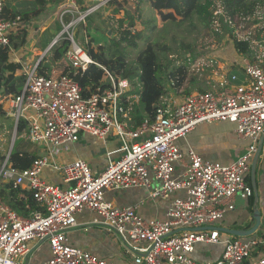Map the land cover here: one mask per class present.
Wrapping results in <instances>:
<instances>
[{
  "label": "built area",
  "instance_id": "1",
  "mask_svg": "<svg viewBox=\"0 0 264 264\" xmlns=\"http://www.w3.org/2000/svg\"><path fill=\"white\" fill-rule=\"evenodd\" d=\"M110 1L50 0L47 5H55L53 17L70 41L64 60L73 76L39 75L40 60L21 65L25 82L18 94L9 95L12 113L7 115L14 121V136L19 122L24 124L23 135L44 154L18 169L9 164V152L0 165V181L27 191L41 209L22 217L0 200V264H19L41 243L47 244L49 252L42 264H115L69 242L67 233L78 226L77 215L82 212L90 215L87 225L117 237L132 264H264V239L224 238L217 225L234 210L237 197L252 196L246 177L264 132V3L247 16L229 17L225 0H211L212 30L219 31L225 23L234 30L237 42L248 44L247 54L224 36L234 49L232 57L220 56L227 62L224 67L219 54L203 55L190 70L206 80L209 90L178 100L161 97L154 116L131 128V117L122 107L138 102V95L131 94V80L93 61L72 35L75 26ZM89 3L94 4L88 7ZM3 9L0 0V46L7 47L9 35L22 23L19 15L6 19ZM127 28L132 31L129 25L123 30ZM258 32L260 41L255 38ZM10 52L15 51L10 48ZM91 65L104 72L102 83L107 86L84 97L75 79ZM234 68L242 72L241 80ZM216 122L233 124L236 135L248 141L246 151L227 166L204 160L178 144L196 126ZM81 135L98 141L113 137L118 143L98 174L86 161L56 160ZM114 154L118 157L110 159ZM45 170L60 175L64 186L46 181ZM130 189H143L153 203L169 200L165 220L144 218L139 203L116 206L106 198L108 192ZM204 245L220 246L218 259L195 260L194 252Z\"/></svg>",
  "mask_w": 264,
  "mask_h": 264
},
{
  "label": "trees",
  "instance_id": "2",
  "mask_svg": "<svg viewBox=\"0 0 264 264\" xmlns=\"http://www.w3.org/2000/svg\"><path fill=\"white\" fill-rule=\"evenodd\" d=\"M49 1L50 0H32V10L27 13L13 12L4 4L3 14L6 19H13L15 16L19 15L21 17V23H24L31 18H36L43 14L47 9L46 7ZM136 1V4H139L140 0ZM149 1L152 11L156 12L162 21L183 22L195 17L207 27V34H209L210 37L222 38L228 36L234 40L233 42L236 50L247 54L248 44L237 42L234 30L230 29L225 23L219 31L215 32L212 30L210 23L211 0ZM224 2L227 15L233 17L235 15L247 16L251 14L255 6L264 3V0H225ZM110 3H116V0H111ZM177 18H179V21ZM128 22L130 27L134 26L133 18H130ZM121 25L122 21L120 20L119 30L122 28ZM120 35L121 37L117 41L113 38L110 39L111 43L107 49L98 46L97 53L90 47V44L95 41L92 39L87 45L86 50L93 61L104 67L107 71L120 78H129L131 80L134 87L131 94L138 95V102L132 105L125 103L122 104V107L131 117L130 126L134 128L144 119H150L154 116L155 105L161 97L168 96L171 91L172 93L175 91L174 95H178L176 90L183 87L190 76V71L188 69L190 62L195 61L200 54L189 51L188 57L184 55L181 63H179L180 59L178 58H181V56L176 57L177 62L175 60L176 58L170 59L169 61L167 57V64L163 67L160 63L156 46L148 44L138 53L135 63L129 65L125 63L121 51L118 49H124L121 47L122 43H126L131 47H136V41L141 39V33L132 34L128 29H124L120 31ZM26 38L27 30L21 28L9 35V46H0V97L18 94L25 82V76L17 75L22 69L21 64L11 59L10 48L15 50L23 47L26 44ZM255 38L259 41L262 40L260 32L256 34ZM16 40H19V43H16ZM95 42L99 43L98 40ZM69 46L70 41L66 36L57 46H52L51 49H49V55H45L47 57L46 61L44 57L39 62L37 67L38 74L46 77L50 76V70H45L46 68L43 66L44 62H48L50 66L57 65L61 67L60 73L53 76L65 74L73 76L74 71L68 67V64L64 60L65 52ZM103 78L104 72L97 66L91 65L75 80L79 84L83 96L88 97L91 93H94L97 88H106L107 85L102 83ZM194 89L198 92H204L209 90L210 87L200 86V84L195 87L193 83H191L188 87H184L182 93L183 95H188ZM23 129L24 124L19 122L17 133H22ZM35 159V155L12 150L8 162L12 167L24 169L29 167ZM3 160L4 157L0 156V163H2ZM0 200L22 217H29L32 212L41 209V207L33 201L31 195L27 191L2 181H0ZM231 238L236 239L235 237Z\"/></svg>",
  "mask_w": 264,
  "mask_h": 264
},
{
  "label": "crops",
  "instance_id": "3",
  "mask_svg": "<svg viewBox=\"0 0 264 264\" xmlns=\"http://www.w3.org/2000/svg\"><path fill=\"white\" fill-rule=\"evenodd\" d=\"M4 4H6L13 12H22L21 10H30L33 7L32 0H4ZM46 8L48 9L49 6ZM26 10L23 11V13H27L28 11ZM52 17L53 10H50L49 8V10H45L40 16L31 18L26 25H42L46 23L49 25V20ZM34 27L35 26H33V28ZM34 32L35 31H31V33L29 32L31 34L30 38L23 47L14 50L15 52L13 55L11 54L12 60H19L22 65V63L25 64V62L21 60L24 59L26 62H31L30 60L34 58L36 51L40 52V49L34 47L33 43L30 41L31 37L35 34ZM237 77L241 80L243 75ZM191 93H194V91L189 94ZM183 96L184 95L173 97L175 100H178ZM234 130L235 126L228 123H202L196 126V128L178 144L184 151L190 148L204 160L227 166L235 162L246 151L248 144V141L240 139ZM262 134L264 135V132ZM117 148L118 143L111 137L105 141L99 142L87 135H81L79 140L69 147L68 152L61 154L63 156L60 155L56 160H58V162L61 161L60 163L70 162L76 159L83 160L89 163L95 174H98L105 168L109 160L107 154L115 151ZM101 150H104L105 153L100 154ZM71 151L73 153L68 157ZM31 152L36 158L44 154V151L41 148L26 153L31 154ZM117 157L118 154H114L110 159H116ZM44 177L46 181L50 183L64 186L61 177L58 174L54 175L49 170H45ZM246 181L252 189V196L247 200H243L239 205L237 204L238 198H236L234 202V210L227 213L223 219L228 222V224L226 226L220 225L218 228L247 231L256 224L254 214L256 210L258 211L259 216V226L254 234L247 237H235L220 231L224 238L264 239V137L260 155L256 163L254 180L256 191L252 187L250 171L246 177ZM110 195L112 196L111 198ZM106 198L116 206H131L139 203V214L144 218L159 220H165V213L169 205V200L153 203L147 198V193L143 189H130L112 193L108 192ZM89 216L90 215L87 212H82L77 215L78 226L67 233L69 242L75 247L88 251L95 257L112 260L115 264H132L130 259L125 256L116 236L109 234L104 230L101 231L100 229H97V227H90L86 224ZM103 235H107L112 239L115 237L119 242V245H113L112 241L104 239L105 236ZM113 241L115 240L113 239ZM34 247L32 252L26 258L22 259L19 264H42L49 257L46 243H41L38 246L34 245ZM221 250L220 246H200L194 252L193 258L197 261L203 262L214 261L220 256Z\"/></svg>",
  "mask_w": 264,
  "mask_h": 264
},
{
  "label": "rangeland",
  "instance_id": "4",
  "mask_svg": "<svg viewBox=\"0 0 264 264\" xmlns=\"http://www.w3.org/2000/svg\"><path fill=\"white\" fill-rule=\"evenodd\" d=\"M136 3V0H116V3L109 2L107 6L98 9L94 14L86 18L84 24L80 23L74 27L72 31L74 42L81 46L83 49H86V43H89L92 39H94L95 41L98 40L99 42L97 43L94 41L90 45L95 53H97L98 51V46H102L107 49L111 43L110 39L113 38L116 41L119 40L121 37L120 30H123L124 25L125 27H127V25H130L128 21L130 18H133L134 26L131 27V33H141V39L136 41V47H131L126 43H122L121 47H123L124 49H118L121 51V55L124 58L125 63H128L129 65H133L135 63L138 53L148 44L156 46L158 57L163 67H165V65L167 64V57L170 61V59H175L176 57L181 56V58L178 57L180 59L179 63H181L184 55L188 57L189 51H192V53L197 52L200 54L199 56H214L219 54L218 58L221 60L223 67V64L227 62L223 61L220 56L224 59L232 57L234 49L231 47L230 41L226 37H210L209 34H207V27L204 26V24L200 20H197L195 17L183 22H164L162 21L160 16L156 14V12L152 11L149 0H140L139 4ZM93 4L94 3H89L88 7ZM25 10H21L22 13ZM31 10L32 8L26 11L30 12ZM46 10H49V8ZM50 10H53V14L54 12L56 13L55 5L52 3ZM120 20L122 21L123 26L121 25L122 28L119 30L118 27ZM177 20L179 21V18H177ZM27 22H22L21 24V28H25L27 30L26 42L30 38L31 31H35V34L32 33L34 35L31 37L30 41L31 43H33L34 47H38L40 49V52L36 51L34 58L30 60L31 65H34L37 60L41 61L44 57L46 61L47 57L45 55H49V49H51V47L54 45L57 46V44H59L62 39L67 36V34L63 32L64 29L62 27V24H60L58 19H56L55 17H52L49 20V25L47 23L42 25H26ZM58 24L60 25V27ZM33 26L35 27L33 28ZM16 43H19V40H16ZM175 60L177 62V58ZM21 61H24L26 63V60L24 59ZM49 64L50 63L48 62H44L43 66L46 68L45 70H50L49 74L51 76L60 73V66H50ZM192 65L193 62H190L188 68L189 71L191 70ZM195 65L194 67L197 69L198 67H196ZM233 70L237 76L242 75V72L238 71L236 68H234ZM222 71H226V69ZM20 74H22L21 71L18 72V76ZM191 83H193L195 87H197L198 84H200V86L203 85L204 87H210L206 85V80L199 79L190 73L186 84L184 83L183 87L176 90L178 93L177 96H182L184 87H188ZM193 91L195 92L196 90L194 89L191 92ZM174 93L175 91H173V93L171 91L169 95L171 94L173 96H176L174 95ZM10 100V96L0 97V141H3L0 146V156L4 158L9 153V150H13L15 152H29L37 149L36 145L30 144L28 142L26 136H24L23 133H17L16 131L14 136V121L7 115V113H12V110L10 109ZM216 123L231 124L229 122ZM71 153L73 152L71 151L68 157L71 156ZM104 153V150L100 151V154ZM1 164L2 163H0V165ZM111 197L112 196L110 195V198ZM237 198V204L239 205L243 200H241L239 197ZM227 224L228 222H226L225 220L217 223L218 227L220 225L226 226ZM100 230L102 231L103 229ZM103 236H105L104 239L112 241L113 245H119V242L115 237H113V239L115 240L113 241V239L109 236Z\"/></svg>",
  "mask_w": 264,
  "mask_h": 264
},
{
  "label": "water",
  "instance_id": "5",
  "mask_svg": "<svg viewBox=\"0 0 264 264\" xmlns=\"http://www.w3.org/2000/svg\"><path fill=\"white\" fill-rule=\"evenodd\" d=\"M263 137H264V135L261 134L260 135V138L258 140L257 150H256V153L254 155V158H253V160L251 162V167H250V177H251V181H252V187H253L254 190H255L254 180H255V174H256V163H257V160L259 158L260 151H261V148H262ZM9 152H11V151L9 150ZM254 214H255L256 224L251 229H249L247 231L229 230V229H224V228H219V230L221 232H223V233H226V234H229V235H232V236H235V237H247V236H251L252 234L255 233L256 229L259 226L258 211L256 210L254 212Z\"/></svg>",
  "mask_w": 264,
  "mask_h": 264
}]
</instances>
